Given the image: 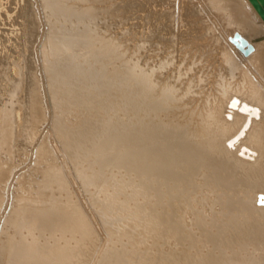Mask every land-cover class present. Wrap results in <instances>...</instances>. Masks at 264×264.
Segmentation results:
<instances>
[{
  "label": "bare ground",
  "instance_id": "obj_1",
  "mask_svg": "<svg viewBox=\"0 0 264 264\" xmlns=\"http://www.w3.org/2000/svg\"><path fill=\"white\" fill-rule=\"evenodd\" d=\"M63 2L45 0V9L68 16L70 7ZM119 5L131 11L132 26L126 21L117 27L131 28L125 34L124 27L118 45L102 40L96 29L89 33L80 27L90 37L77 30L80 39L90 38L88 50L100 46L98 52L113 54L112 64H102L93 75L71 73L66 49L75 44L60 37L51 44L59 54L45 56L50 74L42 69L46 80L36 82L22 60L32 34L19 48L16 38L8 37V44L0 38L5 59L0 61V146L34 145L42 133L36 136L38 119L53 105L60 113L70 106L81 112L68 121L57 115L48 133L43 129L47 139L37 142L40 152L33 154L44 157L34 159L36 164L45 159V165H33L41 175L36 170L40 176L30 188L14 186L23 189L22 197L15 195L17 200L11 187L6 199L0 194V264H264V20L248 0H119ZM26 14L33 17L32 11ZM12 42L18 50L9 55ZM59 66L80 85L68 96L60 91L49 99L43 92L64 76ZM74 126L86 143L79 157L70 147ZM56 147L65 159L54 154L60 152ZM5 170L0 168V182ZM74 170L86 190L96 188L91 195L118 243L114 249L93 237L104 234L95 233L97 222L88 209L73 204L79 197L69 176ZM14 198L21 200L17 208Z\"/></svg>",
  "mask_w": 264,
  "mask_h": 264
},
{
  "label": "rangeland",
  "instance_id": "obj_2",
  "mask_svg": "<svg viewBox=\"0 0 264 264\" xmlns=\"http://www.w3.org/2000/svg\"><path fill=\"white\" fill-rule=\"evenodd\" d=\"M39 1V2H38ZM64 1V2H63ZM67 1V2H66ZM111 2H109V0H60V2H63V3H65V4H62V5H65V6H67L66 8H72V9H70L69 8V10H68V12H70V13H68V16H65V15H61V14H59V13H57V12H53V13H50V12H48L45 8H46V6H48L46 3H45V0H0V38L3 40H6V41H4L5 43H7L8 44V37L10 38V40L11 41H13V39L14 38H16V45H18L17 47L19 48L20 46L19 45H21L24 41H25V36H27V39H28V37L32 34V39H31V45H30V51L28 52H26V54L23 56V59L22 60H24L25 58H26V60H24L26 63H28V65H30V67H31V76L34 78V80L37 82L38 80H40L41 82H42V80L41 79H45L46 80V77H47V75H46V72H47V74L49 73L50 74V72H49V69H50V66L48 65V61L47 60H49V59H47V57H50V56H53L55 53L57 54L59 51L56 49H54V48H52L53 46L51 45L52 43H54L55 44V42L54 41H58V39H61L60 37H62V38H65L66 40H68L70 37V40L71 41H69L71 44L73 43V44H75L74 46L72 45H70V47L68 48V49H70V48H72V50H68V49H66L67 50V53L69 52V59H71V61H73L72 62V68H71V73H74V74H80V73H84V71H87V72H85V73H88L89 75H93L92 73H93V71H94V74H96V72H98L100 69H101V67L103 66V65H111L112 64V57H113V54L112 53H110V51H104V52H106V53H108V54H106L105 55V53H103V51L101 50V53L100 52H98V50H99V47L100 46H97V47H95V50L93 49H90V50H88L89 49V47H88V39L90 40V35H89V33H91V32H93L95 29L96 30H98V33L99 34H101L100 36H101V38H102V40L104 39V41H105V38L104 37H106V41L105 42H110V41H113L112 43H116L117 45H118V41L116 42V40H119V39H121V38H119V36L121 35V34H124V27H123V29H121V31L119 30L122 26H123V23H124V25L126 24L125 22L126 21H128L127 22V26H132V17L130 18L128 15L129 14H127V13H130V15H131V11L129 12V9L126 7L125 8V6L123 7V6H121V5H119V0H110ZM122 1H125V0H122ZM109 3V4H108ZM38 4V5H37ZM39 5H40V7H39ZM72 6V7H71ZM81 6V7H80ZM98 7V6H101V8H104L103 10L101 9V8H99V9H101V10H98V12L99 11H101L100 13H98L97 12V9L98 8H94V7ZM103 6V7H102ZM120 6H121V8H120ZM41 7H42V9H41ZM80 7V12H79V10H78V12L76 11V8L78 9ZM73 8H74V10H73ZM119 8L121 9V10H119ZM28 9V10H27ZM41 9V10H40ZM95 9V10H94ZM94 10V11H93ZM118 10H119V15L117 14V12H118ZM29 11H32L33 12V14H32V18H29L28 17V15L26 14V13H28ZM41 11H42V13H41ZM82 11V12H81ZM105 11V12H104ZM126 13H125V12ZM41 14H40V13ZM77 12V14H75ZM93 12V13H92ZM95 12H97V13H95ZM120 12H121V14H120ZM123 12H124V14H123ZM88 14V16L90 15V16H93V15H95V14H99V17L95 20L94 18L92 19V17H86L87 16V14ZM51 14V15H50ZM56 14V15H55ZM72 14L74 15V16H72ZM82 16H81V15ZM101 14V15H100ZM105 15L104 17H103V15ZM34 15H35V17H34ZM59 15V16H58ZM69 15H71V16H69ZM78 15H80V16H78ZM114 15V16H113ZM127 15V16H126ZM62 16V17H61ZM76 16V17H75ZM100 16H101V18H100ZM107 16V17H106ZM116 16V17H115ZM120 18H119V17ZM59 17V18H58ZM70 17V19H68ZM79 17V18H78ZM103 17V18H102ZM127 17V18H126ZM41 18V19H40ZM42 18H43V20H42ZM62 18H64V19H62ZM124 18H126L125 20H124ZM13 19V20H12ZM33 19V20H32ZM49 19V20H48ZM58 19V20H57ZM68 19V20H67ZM88 19H89V22H88ZM111 19H112V21H111ZM118 19V20H117ZM127 19H130V20H127ZM25 20H28V31H27V34L25 35L24 33H25V30H27V27H25ZM37 20V21H36ZM54 20V21H53ZM91 20H94L93 22L91 21ZM51 21V22H50ZM61 23H60V22ZM83 21H85L86 22V24H85V22L83 23ZM91 21V22H90ZM123 21V22H122ZM32 22H33V24H32ZM53 22V23H52ZM67 22H69V23H67ZM131 22V23H130ZM56 24V28H54L55 29V32L58 30H60L61 29V27L63 26V25H67L63 30H62V32H61V30L58 32H54L53 30L54 29H52L53 27H54V25ZM59 23L62 25H59ZM88 23H89V25H88ZM92 23H93V25H92ZM97 23V24H96ZM121 23V24H120ZM130 23V24H129ZM32 24V25H31ZM40 24V25H39ZM49 24H51V25H49ZM95 24H96V26H97V28H96V26H95ZM100 24V25H99ZM29 25L30 26H32V29H29ZM57 25L59 26L58 28H57ZM70 25V26H69ZM91 25H92V27H91ZM40 26V27H39ZM50 26V27H49ZM70 28H69V27ZM77 26H78V28H77ZM126 26V27H127ZM15 27L17 28V29H15ZM82 27H88V32H87V30L85 29V28H83V29H81ZM94 27V29H92ZM102 27V29H101V31H100V28ZM119 29H118V28ZM125 27V28H126ZM130 27H127L128 29H125V32H127V33H125V34H128V32L130 31L129 30V28ZM13 28V29H12ZM33 28H35V29H33ZM48 28H50V30L48 29ZM90 28V29H89ZM99 28V29H98ZM118 29V30H116V29ZM10 29L12 30V32H14V33H12L11 31H10ZM37 29V30H36ZM52 29V30H51ZM67 29V30H66ZM74 29V30H73ZM131 29V28H130ZM5 30L6 31H8V33L7 32H5ZM14 30H16V31H14ZM66 30V31H65ZM73 30V31H72ZM81 33V34H83V33H85V34H83V35H87V36H89L88 38H87V40H85L86 38H85V36H83V35H81V38H83V39H80V35H78V34H80L78 31ZM83 32H82V31ZM86 30V31H85ZM127 30H129V31H127ZM20 31V32H19ZM49 31V32H48ZM54 32V33H52V32ZM68 31H69V33H71L72 34V32H74L75 31V33H73V34H75V36H76V38H75V36L74 35H70V34H67L68 33ZM85 31V32H84ZM115 31V32H114ZM123 31V32H122ZM5 32V33H4ZM11 32V33H10ZM46 32H48V36L46 37V35H47V33ZM63 33V34H61V33ZM65 32H67L66 33V35H68V36H65ZM86 32H87V34H86ZM118 32V33H117ZM121 32V33H120ZM10 33V34H9ZM19 33V34H18ZM58 33V34H57ZM60 33V34H59ZM19 36H18V35ZM37 34V36L35 37L34 35H36ZM53 34V35H52ZM103 34V35H102ZM118 35V36H116V35ZM124 34V35H125ZM51 35V36H50ZM62 35V36H61ZM64 35V36H63ZM79 37H78V36ZM114 35V36H113ZM124 35H122V36H124ZM53 36V37H52ZM59 37V38H57V37ZM103 36V37H102ZM117 37V39H116V37ZM19 37V38H18ZM51 37V38H50ZM54 37H56V38H54ZM77 37H78V39H77ZM107 37H109V38H107ZM121 37V36H120ZM13 38V39H12ZM47 38V39H46ZM52 38H54V39H52ZM22 39V40H21ZM107 39H109V40H107ZM128 39V40H127ZM24 40V41H23ZM50 40H51V42H50ZM62 40V39H61ZM64 40V39H63ZM79 40H83V42H81V41H79ZM125 40H126V42L128 43L127 45L129 46L130 45V40H131V37H130V34L127 36V38H125ZM15 41V40H14ZM76 41H78V42H76ZM18 42V43H17ZM13 43V42H12ZM27 43V42H26ZM77 43V44H76ZM78 43L80 44V45H78ZM83 43H85L86 44V46H85V44H83ZM40 44V45H39ZM53 44V45H54ZM81 44H83V45H81ZM116 44H115V46H116ZM126 45V46H127ZM12 46V49H10V50H7L8 51V53H9V55H13V52L12 51H15V50H18V48H16L15 49V47H14V43L11 45ZM11 46H9V45H7V48L8 47H11ZM33 46V47H32ZM81 48H80V47ZM126 46H124V48H125V50H126ZM74 47V48H73ZM36 48H38V49H40V50H37V52L39 53H37L36 52ZM85 48H87V50L89 51V53H88V51L85 49ZM33 49V50H32ZM79 49H80V52H79ZM42 50V51H41ZM53 50H54V52L55 53H53ZM41 51V52H40ZM71 51H73V52H71ZM95 51H97L96 53H95ZM0 52H1V50H0ZM6 52V51H5ZM72 54H71V53ZM34 53V54H33ZM44 53H45V55H44ZM31 55V56H29L28 57V55ZM34 55V57H33V55ZM51 54H53V55H51ZM55 54V55H56ZM59 54V53H58ZM76 54V55H75ZM89 54H91V55H89ZM93 54H95V55H93ZM97 54V55H96ZM100 54V55H99ZM104 54V55H103ZM0 55H1V53H0ZM7 55V54H6ZM8 55V56H9ZM42 55H43V57H42ZM89 55V56H88ZM99 55V56H98ZM2 56V55H1ZM0 56V61H5V59H3L2 57ZM45 56H47V57H45ZM82 56H84V57H82ZM91 56H93V58L91 57ZM96 56L98 57L97 59H96ZM6 57V56H5ZM88 59H87V58ZM2 58V59H1ZM43 58V59H42ZM85 58V59H84ZM39 59H41V61L39 60ZM46 59V60H45ZM16 60H18V61H20L21 62V60L20 59H18V58H14V60L13 61H16ZM89 60V61H88ZM102 62H101V61ZM7 61H10V59H8L7 58ZM43 61H44V63H43ZM45 61H47L46 62V64H45ZM77 61V62H76ZM82 61V62H81ZM87 61V62H86ZM97 61V62H96ZM104 61H106V62H104ZM23 62V61H22ZM77 63L78 65H76L75 66V64L74 63ZM79 62V63H78ZM43 64V66L44 67H42V64ZM89 64V69H87L88 68V64ZM36 64V65H35ZM74 64V65H73ZM103 64V65H102ZM46 65V66H45ZM80 65H81V68H82V70H81V68H80ZM95 67H94V66ZM41 66V67H40ZM85 66H86V69H85ZM101 66V67H100ZM47 67V68H46ZM60 68L62 67L63 69H64V66H59ZM59 67H57V69L59 68ZM75 67V70H77V73H76V71L75 70H73V68ZM100 69H99V68ZM112 66H110V68H111ZM41 68V69H40ZM45 68V71L46 72H44V70H42V69H44ZM61 68V70H58L59 72H61L62 74H63V72H64V76L63 77H59L60 75H62L61 73H59V72H54L55 74L57 73L58 74V77H59V79H60V81L58 82V81H56V83H55V85L54 86H49L48 88L49 89H46L47 91H45V92H43V94H48V95H46L47 97L49 96V97H52V93H54L56 96H54L53 95V97L55 98V97H58L60 94H63V93H65V94H63V97H65V96H68L73 90H77L78 88H79V86L76 88V85H80V84H78V83H75V81H77L75 78H70L69 76H67L66 74L67 73H65V71H63V69ZM65 68H66V66H65ZM80 68V69H79ZM84 68V69H83ZM97 68V69H96ZM48 69V70H47ZM42 70V71H41ZM84 70V71H83ZM91 71V72H89V71ZM95 70H97L96 72H95ZM40 71L41 72H43V76L41 75V73H40ZM67 71V70H66ZM74 71V72H73ZM81 71V72H80ZM83 71V72H82ZM42 77V78H41ZM44 77V78H43ZM65 77H66V79H65ZM69 78V80H67ZM62 79V80H61ZM44 81V80H43ZM67 81V82H66ZM68 81H71V82H69V84H68ZM63 82H65V84L67 83V85H66V87H65V84L63 83ZM42 83H44V82H42ZM59 83V84H58ZM61 83V84H60ZM73 83H74V85H73ZM58 84V85H57ZM62 85H64V86H62ZM71 87H70V86ZM46 86V85H45ZM59 86V87H58ZM62 86V87H61ZM74 86V87H73ZM69 88V90H68V88ZM47 88V87H46ZM57 88H59L58 90H56ZM67 88V89H66ZM75 88V89H74ZM52 89V91L50 92V90ZM63 89H64V91L65 90H67V91H63ZM72 90V91H71ZM60 91H62V92H60ZM95 91H97V92H100L101 90H99V86L97 87V89H95ZM58 92H60V93H58ZM51 93V94H50ZM68 95H67V94ZM58 95V96H57ZM45 96V97H46ZM90 96L91 95H89V94H87L86 93V95H85V98H90ZM48 97V98H49ZM53 97L52 98H49V99H53ZM43 102H41V106H42V109L43 110H46V109H44L45 108V105L44 104H42ZM52 104H53V102H52ZM54 106V105H53ZM51 107L50 108V111L51 112H49V110H46L45 111V114L44 115H46V116H42L40 119H38V120H40V121H38L37 123H38V125H36V136L37 135H40L39 133L40 132H42L41 133V135H43V136H41L40 135V137L39 138H43L42 140L41 139H39L38 137V140H37V138H36V140L37 141H33V143H35L34 145L33 144H31V143H28L27 141H26V145H23V146H21V145H15V146H13L12 147V149H11V145H10V147L8 146V145H3V146H0V160L1 159H3L2 161H0L1 162V164L3 165V166H5V163H7L6 164V166H5V168L6 167H10L9 169H10V171H7L8 173H6V170H5V168L2 166V165H0V168L1 169H4L5 170V172H3V173H5V175H2V177L4 176L5 177V179H3V181H1L0 182V187L2 188V187H4V186H2V185H4V184H6L5 185V187L4 188H0V194H1V197H3L4 198V196H5V198L4 199H6V196H7V190H8V188L7 187H11V190H12V192L14 193V196L15 195H19V196H21L22 197V195H23V189H25V188H30L29 186V184H31L32 182H33V179H34V177H37V178H39V176L41 175V172H39V170H37V167L39 168V167H41L43 164L45 165V159H44V161L42 162V164L40 163V165H39V162H40V159L41 158H44V157H39V158H37V156H35V154H36V152H38L39 150H40V144L42 143L41 141H43V140H45V139H47V136L46 135H44L48 130H49V128L52 126V124L53 123H55L56 121H57V119H58V117H61V118H64V120L66 119H68V120H72L75 116H79L80 115V109L78 108V106H70V107H68L69 109H67L66 111H64V112H58L57 110H54V107ZM53 110V111H52ZM71 110V111H70ZM50 113V115H49V113ZM55 112V113H54ZM53 114V115H52ZM60 114V115H59ZM49 115V116H48ZM58 115V117H56ZM48 116V117H47ZM53 116H54V118L56 119H54L53 120ZM52 119H51V118ZM108 117H109V115H107V116H105V119L107 120L108 119ZM44 119V120H43ZM48 119V120H47ZM67 120V121H68ZM41 121H44L43 123L41 122ZM46 121H48L47 122V125H46ZM54 121V122H53ZM41 123V124H40ZM49 123V124H48ZM38 126H40V127H38ZM45 126H47L46 127V129L45 128H43V127H45ZM38 127V128H37ZM75 127H77V126H74L73 128H71L69 131L72 133V135H74V139H72V144H70V147L72 148V149H75V147H76V153H73V154H76V156L77 157H79L80 156V154H79V152L78 151H81V150H83L84 149V146H85V142L84 141H80V135H81V131H75ZM47 128H48V130H47ZM42 131H41V130ZM43 129H44V132H43ZM46 130V131H45ZM44 133V134H43ZM48 133V132H47ZM77 133H79V134H77ZM46 137V138H45ZM78 137V138H77ZM35 140V139H34ZM40 140V141H39ZM39 143V145L37 146V144ZM45 143V142H44ZM43 144V143H42ZM41 144V145H42ZM79 144V146H77ZM29 145H32V146H34L33 148H31V147H28ZM36 146H37V148H36ZM6 147H8L7 149H6ZM23 147V148H22ZM25 147H27V149H25ZM79 147V148H78ZM5 148V149H4ZM39 148V149H38ZM57 148H59V147H56V149ZM11 151V152H9V150ZM15 149H16V152H15ZM24 149V150H23ZM32 149V150H31ZM55 149V150H56ZM6 150H8V155H7V151ZM14 150V151H13ZM31 150V151H30ZM38 150V151H37ZM58 150V149H57ZM57 150L56 151H54L55 153L54 154H56L57 153V155H58V158L60 159H65V156H64V154L62 153L63 151H62V149L61 148H59V151L60 152H57ZM13 151V152H12ZM40 152V151H39ZM5 153V154H4ZM11 153V155H9ZM12 153H13V155H12ZM33 153H35V154H33ZM17 154V155H16ZM31 154V155H30ZM39 154V153H38ZM64 157H63V156ZM3 156V157H2ZM9 156H11V158L9 157ZM32 157H35V158H32ZM37 160L38 159V161L39 162H37V164H36V161L35 160ZM60 159V160H61ZM67 159V158H66ZM43 160V159H42ZM41 160V161H42ZM68 160V159H67ZM70 162H71V164L73 165V159L70 157ZM68 160V161H69ZM29 161H30V163H29ZM34 161H35V163H34ZM25 163V164H24ZM36 164V165H35ZM15 165H17V166H15ZM20 165V167L18 168V166ZM21 165H25V166H21ZM29 165H31V166H29ZM33 165H35V166H37L36 168H35V166H33ZM13 168H12V167ZM29 166V167H28ZM3 167V168H2ZM24 167V168H23ZM30 167L32 168L31 170H30ZM28 168H29V170H28ZM33 168H35V169H33ZM12 169V170H11ZM17 169H19L18 171H17ZM22 169V170H21ZM25 170V171H24ZM28 170V171H27ZM36 170L39 172V174H37V172H36ZM16 171V172H15ZM25 172H27V174L25 173V175H24V173ZM35 171V172H34ZM9 172H10V175L8 176V174H9ZM15 172V173H14ZM22 172V173H21ZM30 172H32V174L29 173ZM72 173H69V176L71 175V177L73 178L72 179V184H73V186H74V188H76L77 186V190H79V191H77V194L79 195V197L78 196H75L74 198L76 199V201H75V199H74V205H76V203H77V205L82 209V210H87V213H88V211L90 212V214L88 213V215H89V217L91 218V220L94 222V224L96 223V226H97V229H96V231H95V233L96 232H99L101 235L102 234H104L105 235V237H104V235H102L100 238H99V234H97L98 235V237H95L96 236V234H94V238H98V239H101V241H102V239L104 240V242L105 243H107V244H105V246H106V248L109 250V249H111V248H115V247H117V245H118V243L116 242L115 243V239H114V237L110 234L109 235V232H108V227H107V225H106V223L105 222H103V219L101 218V213H100V210H99V206L98 205H96L95 203H94V197H92V195H91V193H92V191L93 190H95L96 188L95 187H91L90 189H88V190H86V188H84L83 186H82V184H81V180H80V178H79V175H78V173H77V171H71ZM6 174H7V177H9V178H7L6 179ZM16 174L18 175V180H20V182L19 181H17L16 182V180H17V176H16ZM13 175V176H12ZM15 175V176H14ZM20 175V176H19ZM22 175V176H21ZM31 175L33 176L32 178H31ZM76 177H75V176ZM27 176V177H26ZM29 176V177H28ZM3 177V178H4ZM25 177H26V179H25ZM71 177H70V180H71ZM23 178V181L21 180ZM11 179V180H10ZM13 179V180H12ZM24 179H25V181H24ZM1 180H2V178H1ZM11 181H13V183L11 182ZM25 182L26 184L25 185H23V183L22 182ZM30 181H31V183H30ZM6 182V183H5ZM73 182H75V183H73ZM12 183V184H11ZM9 184V185H8ZM78 184V185H77ZM22 185V186H21ZM80 185V186H79ZM16 186H18V187H24L23 189H21V188H18L17 190H18V193H20V194H17V190H16V188L15 187ZM13 187H14V189H13ZM19 189H20V191H19ZM14 190V191H13ZM16 190V191H15ZM3 191H4V193H3ZM22 191V192H21ZM2 193H3V195H2ZM15 197H17V200H18V196H15ZM21 197H20V199H21ZM79 199H78V198ZM82 197H84V200H86L85 202L83 201V199H82ZM2 199V198H1ZM4 199H2V202L4 201ZM77 199H78V201H77ZM83 202H82V201ZM13 201H14V207L15 208H17L18 206H19V204L21 203V202H19V201H21V200H19V201H17L16 202V198H14L13 199ZM15 202H16V204H15ZM85 203V204H84ZM76 205V206H77ZM89 205V206H88ZM10 206V200H9V202H8V204H7V208ZM83 207H85V208H83ZM91 207V208H90ZM92 209V210H91ZM129 218L127 217V220H128ZM103 227V228H102ZM102 229V230H101ZM106 231H105V230ZM99 230H101L103 233H101ZM108 232V233H107ZM109 236V237H108ZM107 238H109V239H107ZM111 242H113V243H111ZM87 262H89V261H87ZM87 264H91V263H87Z\"/></svg>",
  "mask_w": 264,
  "mask_h": 264
},
{
  "label": "water",
  "instance_id": "obj_3",
  "mask_svg": "<svg viewBox=\"0 0 264 264\" xmlns=\"http://www.w3.org/2000/svg\"><path fill=\"white\" fill-rule=\"evenodd\" d=\"M258 15L264 20V0H248Z\"/></svg>",
  "mask_w": 264,
  "mask_h": 264
}]
</instances>
